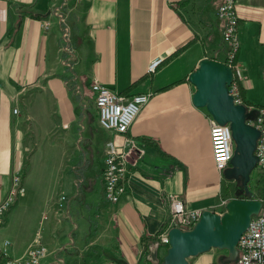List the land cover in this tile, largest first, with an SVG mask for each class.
<instances>
[{"label":"crops","instance_id":"crops-1","mask_svg":"<svg viewBox=\"0 0 264 264\" xmlns=\"http://www.w3.org/2000/svg\"><path fill=\"white\" fill-rule=\"evenodd\" d=\"M221 2L0 0V200L17 175L21 188L0 223V248L8 256L22 255L42 229L51 254L40 264L55 257L62 264H156L151 249L158 244L162 261L169 247L159 239L170 216L168 194L221 213V200L245 188L241 177L216 168L211 114L194 104L189 80L202 59H227ZM237 13L241 94L254 106L253 117L264 104V0H239ZM157 57L163 60L149 73ZM94 79L125 96L151 93L126 133L100 125ZM126 138L145 151L130 153L126 191L109 202L104 146L112 140L129 150ZM253 170L245 190L258 198L264 190L257 173L251 182ZM45 190L54 201L66 195L58 223ZM45 202L41 222L36 205ZM32 209L37 224L26 229L21 218ZM228 256L227 249L212 248L189 257V264H236Z\"/></svg>","mask_w":264,"mask_h":264},{"label":"built area","instance_id":"built-area-1","mask_svg":"<svg viewBox=\"0 0 264 264\" xmlns=\"http://www.w3.org/2000/svg\"><path fill=\"white\" fill-rule=\"evenodd\" d=\"M238 2L239 0H222L217 10V16L225 21L223 39L230 44L225 61L233 69L232 81L228 86L229 93L233 96L235 103L245 104L241 94V84L244 80L243 66L236 60L239 49ZM53 13L60 16L57 8L53 10ZM59 18L63 21L62 16ZM50 25V20H44L46 28H49ZM162 60V57L154 58L148 64L147 71L149 73L155 72ZM91 89L95 93V104L98 110L100 125L107 130L118 133H126L129 130L151 94L150 92H140L125 96L114 92L105 83L97 79L91 82ZM246 106L248 111L254 107ZM14 110L17 112L18 108L16 107ZM256 110L257 112L253 117L248 116L247 122L259 130L255 154L258 158L257 166L264 172V104L258 106ZM210 123L212 155L216 168L222 172L229 166L234 154L235 142L232 129L229 123H219L212 115ZM126 144L130 145L129 150L120 148L112 140H108L104 146L103 177L105 196L109 202H117L126 191L125 179L130 153L135 149L142 155L145 151L144 148H139L133 138H126ZM19 182L20 175H17L14 178V186L8 196L0 200V223L15 204L18 193L21 191ZM65 196V194L59 196L58 202L60 208L63 206ZM167 198L170 205V216L167 226L159 235V239L163 243L169 244V229L175 226L181 229L193 228L200 219L203 210L187 206L184 200L175 193L168 194ZM259 199L263 202L260 211L252 216L248 228L242 233L238 241L239 254L236 264H264V197ZM226 202V200H221L218 207L225 208ZM50 254L51 251L44 242L42 229H40L28 245L26 251L20 256H8L0 248V264H40ZM52 264H62V261L55 257Z\"/></svg>","mask_w":264,"mask_h":264},{"label":"water","instance_id":"water-1","mask_svg":"<svg viewBox=\"0 0 264 264\" xmlns=\"http://www.w3.org/2000/svg\"><path fill=\"white\" fill-rule=\"evenodd\" d=\"M233 69L223 61L204 58L189 74L196 86L193 102L205 107L219 123H229L235 142L230 165L225 168L226 177L243 179L245 188L252 170L257 166L255 154L259 130L247 122L254 110L248 111L243 103H235L228 86L232 81ZM259 198L233 197L226 202L222 213L203 210L200 219L191 229L172 227L168 231L169 247L162 261L158 257L156 244L149 257L156 264H189V257L212 248L227 249L228 259L238 257V241L248 228L251 218L260 211Z\"/></svg>","mask_w":264,"mask_h":264},{"label":"rangeland","instance_id":"rangeland-1","mask_svg":"<svg viewBox=\"0 0 264 264\" xmlns=\"http://www.w3.org/2000/svg\"><path fill=\"white\" fill-rule=\"evenodd\" d=\"M257 168H254V170H253V173H252V180H251V182H253L254 181V178H256V173H257ZM260 174L258 175V173H257V179L256 180H260V179H262V181H264V177H263V173H262V171L261 172H259ZM261 177V178H260ZM260 178V179H259ZM258 184V183H257ZM255 187V190L256 191H258L259 190V187H258V185H255L254 186ZM47 190V189H46ZM46 190L44 191V195L46 194V195H48L47 197H49V199H50V204H53V207H54V212H55V214H56V218L54 219L53 218V223H55V222H59V219H60V217H61V210H60V206H59V202H58V197H57V199H56V201H54L53 200V197H54V194H52V196H51V191L49 190V191H47L46 192ZM264 194V193H263ZM262 194V195H263ZM253 195H256V192L253 194ZM262 197H264V195L263 196H261V194L258 196V198H262ZM15 205V204H14ZM13 205V206H14ZM12 206V207H13ZM39 206V211H41V207H42V214H41V222L42 221H46L47 219V215L45 214L46 213V210H47V207H48V204H47V202H45V203H43V206L41 205L40 206V204H37L36 205V207H38ZM12 207H11V209H12ZM23 208V207H22ZM10 209V210H11ZM28 209V208H27ZM19 210V209H18ZM26 211V209L25 208H23L21 211ZM34 210H36V209H32V212L30 211H28V213H26L25 215H22V218H21V221H23L24 222V224H25V228L27 229V228H32V226L35 224V222H36V219L34 218V216H35V214L34 213H36ZM225 210V209H224ZM224 212V211H223ZM24 214V213H23ZM65 221V220H64ZM13 223H14V221H12ZM36 224H37V222H36Z\"/></svg>","mask_w":264,"mask_h":264},{"label":"trees","instance_id":"trees-1","mask_svg":"<svg viewBox=\"0 0 264 264\" xmlns=\"http://www.w3.org/2000/svg\"><path fill=\"white\" fill-rule=\"evenodd\" d=\"M259 179H260V178H259ZM257 183H258V184H261V186H262V188H263V190H264V181H262V179H260V180H258ZM263 195H264V194H263ZM263 195L261 194V196H263ZM234 197H245V198H249V197H251V196L246 192L245 188L243 187V188L237 189V190L235 191Z\"/></svg>","mask_w":264,"mask_h":264},{"label":"bare ground","instance_id":"bare-ground-1","mask_svg":"<svg viewBox=\"0 0 264 264\" xmlns=\"http://www.w3.org/2000/svg\"><path fill=\"white\" fill-rule=\"evenodd\" d=\"M228 189V188H227Z\"/></svg>","mask_w":264,"mask_h":264}]
</instances>
